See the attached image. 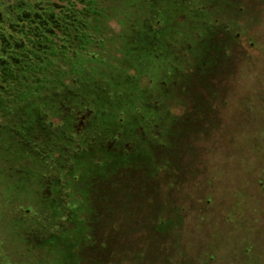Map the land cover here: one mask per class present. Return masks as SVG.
I'll use <instances>...</instances> for the list:
<instances>
[{
  "label": "rangeland",
  "instance_id": "rangeland-1",
  "mask_svg": "<svg viewBox=\"0 0 264 264\" xmlns=\"http://www.w3.org/2000/svg\"><path fill=\"white\" fill-rule=\"evenodd\" d=\"M189 5L206 21L168 56L174 70L163 69L157 83L151 72L138 83L158 117L143 130L144 144L133 147L149 166H135L138 185L116 177L109 202L96 207L93 219L83 218L90 228L77 250L83 240L103 246L96 256L102 264H264V0ZM108 25L119 30L114 21ZM210 29L215 36L205 35L209 51L199 66L194 47ZM179 74L191 76L190 83H174ZM27 197L23 204L36 198ZM13 206L0 208L1 264L36 257L47 263L51 256L22 237L34 226L11 225L28 214Z\"/></svg>",
  "mask_w": 264,
  "mask_h": 264
},
{
  "label": "trees",
  "instance_id": "trees-1",
  "mask_svg": "<svg viewBox=\"0 0 264 264\" xmlns=\"http://www.w3.org/2000/svg\"><path fill=\"white\" fill-rule=\"evenodd\" d=\"M189 7V0H0V18L11 23L2 32L23 43L16 71L0 83V208L28 212L11 225L34 226L23 239L51 256L30 264H75L76 255L80 264H102L79 255L90 228L83 218L109 202L116 170L157 122L139 79L151 72L157 83L163 69L174 70L168 56L206 21ZM114 140L122 158L102 147ZM24 195L36 198L27 205Z\"/></svg>",
  "mask_w": 264,
  "mask_h": 264
},
{
  "label": "flooded vegetation",
  "instance_id": "flooded-vegetation-1",
  "mask_svg": "<svg viewBox=\"0 0 264 264\" xmlns=\"http://www.w3.org/2000/svg\"><path fill=\"white\" fill-rule=\"evenodd\" d=\"M10 25L11 23H10L9 17L5 19L0 18V83L5 82V78L9 77V75H11L12 72L16 71V68H14L13 64L19 61L18 59L19 54L15 48H19L23 44L18 39H15L17 37H14L11 33H8L7 35H5L2 32V29L4 26H10ZM34 28H38V25H35ZM210 33L211 32H209V35ZM212 33L209 37V40H211L210 38L215 36L214 33L213 34ZM206 46H207L206 43L203 42V45L196 44V47H194V52L196 51L195 55L198 60L199 66L202 64L201 61L204 60L203 58L206 55V53L209 51V48ZM190 77L191 76H188V75H180V79L178 81H175L174 83H190V80H191ZM83 119L84 117L81 118L79 125L83 124V121H82ZM116 145H117V141L114 140L110 142L108 145H105V146L103 145L102 147L106 148V151L110 153V155L113 158H117V159L118 157L122 158L121 150H118ZM133 149L131 148V150ZM147 162L148 161L144 160V158H140V157L132 158L128 161V164L126 165L125 168H122V169L118 168V170H116L115 176H120L121 174H124L122 175V178L124 177L127 180L128 186H130L129 183L132 185L133 182L137 184L136 179H134L136 177L135 174L137 173L135 172V169H139V168L135 166H139L141 163L142 165H146L148 167L149 163ZM128 197L131 198L129 194H128ZM92 247L93 245H88L87 243H85L84 240L81 241V247H80L79 254L81 255L84 254L85 257L89 255L93 256L95 260V257L98 256V253L100 251L98 252V250H96V247H93V248ZM71 259H72V256H71Z\"/></svg>",
  "mask_w": 264,
  "mask_h": 264
}]
</instances>
